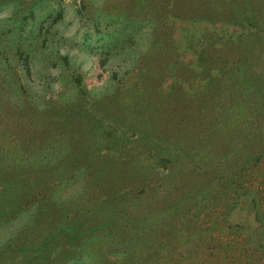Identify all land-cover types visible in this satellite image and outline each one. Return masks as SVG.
Returning <instances> with one entry per match:
<instances>
[{
  "label": "rangeland",
  "instance_id": "obj_1",
  "mask_svg": "<svg viewBox=\"0 0 264 264\" xmlns=\"http://www.w3.org/2000/svg\"><path fill=\"white\" fill-rule=\"evenodd\" d=\"M212 2L0 0V264H264V0Z\"/></svg>",
  "mask_w": 264,
  "mask_h": 264
},
{
  "label": "trees",
  "instance_id": "obj_2",
  "mask_svg": "<svg viewBox=\"0 0 264 264\" xmlns=\"http://www.w3.org/2000/svg\"><path fill=\"white\" fill-rule=\"evenodd\" d=\"M209 1H212V0H203V9H201L202 12L195 13L194 16L190 15L188 17H191V18H188V19H190V20H192V19L216 20L218 15H219V13H224L226 15V19L228 21L230 20L228 14H227V11L219 10V8H215L212 11H209V12H211V16L210 15L204 16L202 13H205V11H207V10H205V7H211V6L219 7L217 2H212V4L209 5ZM184 13H187V12H184ZM229 13L232 14V15L234 14V12H229ZM63 59L65 60L66 64H69L68 58L66 56H63ZM73 82L76 85V87L81 88V93L83 95V98L87 99L88 92H87V90L84 89L85 86H83L81 84L82 83L81 82V77H80V74L78 75L77 72H76L75 78L73 79ZM244 241L245 242L242 243V244H245V246H243L241 248V252H242L241 256H243V257H245L247 259V256H249L253 252V238L249 234L248 236L244 237ZM248 251H250V253H248ZM242 262H244V261H242Z\"/></svg>",
  "mask_w": 264,
  "mask_h": 264
}]
</instances>
